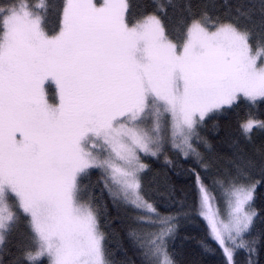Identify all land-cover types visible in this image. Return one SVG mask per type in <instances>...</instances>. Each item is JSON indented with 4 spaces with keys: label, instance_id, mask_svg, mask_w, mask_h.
<instances>
[{
    "label": "snow or ice",
    "instance_id": "obj_1",
    "mask_svg": "<svg viewBox=\"0 0 264 264\" xmlns=\"http://www.w3.org/2000/svg\"><path fill=\"white\" fill-rule=\"evenodd\" d=\"M258 188L264 0H0V264H264Z\"/></svg>",
    "mask_w": 264,
    "mask_h": 264
},
{
    "label": "trees",
    "instance_id": "obj_2",
    "mask_svg": "<svg viewBox=\"0 0 264 264\" xmlns=\"http://www.w3.org/2000/svg\"><path fill=\"white\" fill-rule=\"evenodd\" d=\"M133 2H136V0H133ZM237 117L235 116H230V117H226L223 118V122H227V121H231L233 126H235V122H236ZM256 203L258 206H264V188H258L257 189V193H256ZM185 248L186 249H191L195 247V244L193 241H185L184 242ZM181 259H184V257H180Z\"/></svg>",
    "mask_w": 264,
    "mask_h": 264
}]
</instances>
